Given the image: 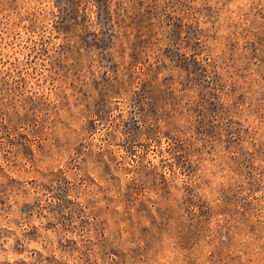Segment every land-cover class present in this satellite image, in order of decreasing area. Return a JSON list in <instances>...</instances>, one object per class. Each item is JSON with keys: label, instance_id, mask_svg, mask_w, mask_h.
<instances>
[{"label": "rangeland", "instance_id": "374dc122", "mask_svg": "<svg viewBox=\"0 0 264 264\" xmlns=\"http://www.w3.org/2000/svg\"><path fill=\"white\" fill-rule=\"evenodd\" d=\"M0 264H264V0H0Z\"/></svg>", "mask_w": 264, "mask_h": 264}]
</instances>
